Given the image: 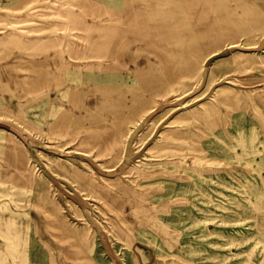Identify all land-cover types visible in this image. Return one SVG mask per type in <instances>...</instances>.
Here are the masks:
<instances>
[{"label":"rangeland","instance_id":"1","mask_svg":"<svg viewBox=\"0 0 264 264\" xmlns=\"http://www.w3.org/2000/svg\"><path fill=\"white\" fill-rule=\"evenodd\" d=\"M171 1L0 0V36L13 37L0 46V129L26 146L0 147V264H264V163L247 166L232 139L242 130L248 144L254 127L264 159V0ZM236 1V23L204 29ZM137 7L152 15L146 38L121 22ZM161 53L193 66L171 74ZM150 60L156 77L127 85ZM77 78L73 102L62 89ZM5 219L24 243L8 245Z\"/></svg>","mask_w":264,"mask_h":264},{"label":"bare ground","instance_id":"2","mask_svg":"<svg viewBox=\"0 0 264 264\" xmlns=\"http://www.w3.org/2000/svg\"><path fill=\"white\" fill-rule=\"evenodd\" d=\"M189 1H191V0H172L171 3H172V6L175 4L177 6H180V5L189 3ZM201 1H203L204 3H217L220 0H201ZM170 4H169V6H170ZM240 7H242V5L240 3H238L237 1L235 2L234 5L229 4V5L224 6L221 10V13H215L212 16V18L203 26V27H205L204 29L209 30V29H212L215 27L218 28L219 24H225L228 26L229 24L236 23L235 18H239L241 15V12L239 11ZM175 8H177V7H175ZM166 9H165V11H166ZM149 11L147 10L146 7H137L135 9H131L129 12L125 13L123 18H121V22H123L127 18L128 24L132 27V29H135V28L141 29L142 35H144V37L146 38L149 36V34L146 31L148 30L147 26L149 25V21L151 20L150 17L152 16L151 13H149ZM151 12H152V9H151ZM158 12H159L158 10L157 11L155 10L152 13L154 15L155 13H158ZM173 12H174V10H173ZM167 13L168 12H166L165 14H167ZM170 13H172L171 9H170L169 14ZM175 13H176V11H175ZM250 13H252V10ZM253 13H254V11H253ZM172 15L173 14H171V16ZM106 27H108V26H106ZM218 29L224 30V27H221ZM124 30L125 29L123 26L121 28V31L125 32ZM11 36H13V35H11ZM11 38H13V37H11ZM11 38L4 39L3 36H0V46L8 43V41H10ZM242 57L245 59V61H248V62H251L252 60L257 59V57H255L252 52L244 53L242 55ZM158 59H159V65L162 67V69L166 68V71H168L171 74H172V72L176 71V69L191 68L193 66V62H192L191 57L186 58L183 63L176 64L178 61H176V58L174 57V55L172 53H168L167 56H165L164 53H161L160 56H158ZM261 61H262V59H261ZM155 66H156V64H154L153 61L150 60L146 64H140V65H136L135 67L128 68L129 72H130L128 78H130L132 82L131 83L128 82L127 85L131 86L133 84H137L136 83L137 81H145V80H149V79H154L156 77L155 76V69H156ZM34 69L38 72V77H39L38 81L39 82L37 81V84H34L33 87L37 90L38 89L40 90L44 86L43 84L45 82L46 75L48 74V72H47L46 68L44 66H42V64L40 62H36V65H34ZM58 79H59L58 84L60 85L62 83V78L58 77ZM48 81H50V80H48ZM83 83L84 82L81 81L80 78H77L75 80L76 85L75 86H66V87L64 86V88L62 89V93L64 95H66V97L71 98L73 102H75L76 100H78V98L81 99L82 93L79 90V88L82 86ZM106 85H110V82L107 84H101V86H106ZM134 96L135 95H132L133 99H134ZM232 96L233 97L235 96L234 92L232 93ZM141 100H146V99L142 98V95H141ZM102 101H100V103L96 107V109H93V110L88 109L85 104L82 106V107L89 110L90 119L96 117L97 116L96 113H97L98 109L100 110L101 108L104 107V100H102ZM125 106L129 107L131 105L125 104ZM0 111L4 112V108L1 105H0ZM52 112L57 113L56 116L62 118V122L64 121L66 127L70 126V124H72L74 122L73 121V120H75L74 118H76L72 113L68 112L66 110V108L61 106V105H58L56 107H52ZM53 124H55V121ZM237 136L238 137H236V136L232 137V139L235 140V145H233V146L241 148V153H239V152L236 153V157L237 158L238 157L243 158L245 161V164L247 166H253L254 165L253 161L255 163H257V165L260 162L264 163V159L262 158V151L259 148H257V146L255 144V142L257 141V138H258V135H257L255 128L253 127L251 129V134L249 136L248 144L246 142L247 140H245V138L243 137L242 130L238 131ZM103 139H104V137H103ZM4 143H9V146H10L9 149L12 150V152H14L15 154H18L21 151V148H26L23 141L16 134H14L11 131L5 130V129H0V147L5 145ZM255 156H260L261 157L260 160H257V159L255 160L254 159ZM252 169L256 170V168L254 166ZM71 170H72L71 174L73 176L80 178V179L81 178L90 179L91 183L95 187H98V188L104 187V186H102V183L99 182V180H96L95 178H93L92 175L88 176L87 173H84L83 171H81L80 169H78L76 166H74L72 164H71ZM103 177H104V179H106L107 182H109V183L113 182V181H111L112 178H108L105 176H103ZM106 185H108V184L106 183ZM115 185L117 186L118 184H115ZM124 187L126 188L125 190H129L127 188V186H123V188ZM129 192H131V191H129ZM255 202H256V204H254ZM255 202L251 201V203L254 204L256 213L259 216H261V218H260L261 221L255 222V229H256V233L258 234L257 235L258 237L254 238L253 245L260 244V246L262 248H264V228L262 227L263 220H264V187L259 188V193L257 195V200ZM4 221H5L6 226L8 225V222H10L8 219H5ZM5 234L7 235L8 245H10L13 248L15 247V245H18L19 243H24L26 241L25 239H23V237L21 238L20 229L12 227V225L7 226V230H6Z\"/></svg>","mask_w":264,"mask_h":264}]
</instances>
